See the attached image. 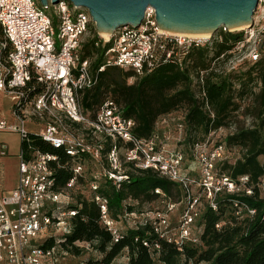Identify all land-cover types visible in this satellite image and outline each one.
Wrapping results in <instances>:
<instances>
[{"label": "built area", "instance_id": "built-area-1", "mask_svg": "<svg viewBox=\"0 0 264 264\" xmlns=\"http://www.w3.org/2000/svg\"><path fill=\"white\" fill-rule=\"evenodd\" d=\"M262 2L258 0V5ZM49 7L51 14L45 11ZM262 20L258 26L253 16L252 27L244 28L242 39L235 45L234 50L244 52L248 61H255L264 53V14ZM92 25L88 11L67 0H58L55 4L48 0L47 8H43L38 0H0V91L11 96L14 120L8 123L6 119H0V131L18 132L20 139L26 140L27 122H41L43 126L38 135L52 146L62 147L76 161L73 176L64 190L82 179L87 180L90 191H95L98 180L103 177L119 187L126 178L122 169L125 163H132L139 169H153L159 176L184 186L198 187L201 194L189 198L176 221L173 215L179 204L166 199L160 189L154 192L164 197L163 205L142 216L147 217L154 232L168 242L176 245L185 241L199 243L198 223L206 206L215 211L220 194L252 193L246 186L247 176L234 181L216 172V164L225 157L224 147L219 143L226 135L222 134L225 130L220 128L211 132L205 141L192 145L189 159L180 149L170 148L169 136L159 132L160 126L173 119L172 114L160 117L155 133L147 138L132 134L133 120L124 117L121 106L111 99L105 100L95 117L90 119L81 109L79 93L93 82L90 60L82 58L81 54L85 35ZM221 29L231 31L223 26ZM98 37L95 44L110 42L104 52L105 64L132 70L134 77L130 78V83L143 74L145 67L153 65L157 51L169 39L177 47L203 45L199 40L185 39L186 34L159 29L150 7L138 26L124 25L107 37L101 34ZM171 57V51L166 52L165 58ZM32 78L41 89L29 98L25 88ZM260 85L264 88V79ZM181 119L182 116L177 117L179 131ZM107 140L110 148L104 153ZM6 152L7 145L2 142L0 155H6ZM17 157V183L0 195V262H55L60 256L55 248L42 249L37 244L50 234L69 232V218L74 211H59L58 205L72 198L67 191L53 189L55 178L50 163L57 160L54 154L36 150L30 159H25L19 150ZM89 163L95 169L87 177L84 165ZM259 186L264 196V176ZM89 199L99 206L101 221L117 240L118 223L108 216L106 198L92 193ZM53 205L56 207L49 209ZM245 209L247 214H254V210ZM65 255L64 252L61 254ZM78 264L85 263L80 261Z\"/></svg>", "mask_w": 264, "mask_h": 264}, {"label": "trees", "instance_id": "trees-1", "mask_svg": "<svg viewBox=\"0 0 264 264\" xmlns=\"http://www.w3.org/2000/svg\"><path fill=\"white\" fill-rule=\"evenodd\" d=\"M98 39L95 33L81 48L82 58L90 60L93 81L79 93L82 111L93 119L102 103L111 99L121 106L124 117L133 120L132 134L138 138L155 133L160 117L179 113L182 116L179 132L185 145L180 150L189 159L192 145L205 141L211 132L234 125V130L219 142L225 157L216 164V172L234 181L247 176L246 186L252 193L217 196L216 210L206 206L198 223L199 243L185 241L176 245L154 232L149 219L142 215L155 208L145 206L163 205L164 197L154 192L160 189L166 199L179 204L173 215L176 221L189 198L201 194L198 187L184 186L159 176L153 169H139L125 163L122 169L126 178L119 187L103 177L95 191H90L87 180L82 179L64 190L73 176L76 161L62 147H54L37 132L28 131L27 139H20L19 150L25 159H30L36 150L56 156L57 160L50 163L55 178L53 189L67 191L72 198L58 205V210L74 211L69 218V232L50 234L38 247H54L59 255L64 252L78 257L83 247L78 243H87L98 256L81 260L85 264H112L121 255L126 264H264V196L259 186L264 176V88L260 85L264 79V53L249 61L251 64L244 70H226L222 66L242 39V32L220 28L207 44H192L188 48L177 47L169 39L157 51L153 65L145 67L143 74L130 83L128 80L134 77V72L106 65L104 52L110 42L95 44ZM168 51L172 57L167 60ZM100 66H104L102 70ZM40 89L41 85L32 78L25 88L26 95L30 98ZM239 117L250 118V124H238ZM109 148L107 140L104 153ZM232 148L240 152L233 162L229 157ZM92 193L106 198L108 216L118 223L117 240L101 221L99 206L89 199ZM246 207L254 210V214H247Z\"/></svg>", "mask_w": 264, "mask_h": 264}, {"label": "water", "instance_id": "water-1", "mask_svg": "<svg viewBox=\"0 0 264 264\" xmlns=\"http://www.w3.org/2000/svg\"><path fill=\"white\" fill-rule=\"evenodd\" d=\"M47 8L48 0H38ZM85 8L98 34L138 26L145 10H154L159 29L174 34L216 33L222 26L232 30L253 25L258 0H67ZM264 1V0H263ZM55 4L58 0H50Z\"/></svg>", "mask_w": 264, "mask_h": 264}, {"label": "rangeland", "instance_id": "rangeland-1", "mask_svg": "<svg viewBox=\"0 0 264 264\" xmlns=\"http://www.w3.org/2000/svg\"><path fill=\"white\" fill-rule=\"evenodd\" d=\"M263 10H264V2L260 3L257 6V8L253 14L256 22H258L257 23L258 26H260L261 23L263 22V20H262V17L264 14ZM45 11L47 13L51 14L52 8L49 7ZM93 28L95 29L94 24L90 27L89 32L85 35L86 40L92 38V36L95 33H97L96 30L94 32ZM244 28H246V27H244ZM244 28H242V29L234 28L230 32H242V34H243ZM186 38L199 40L200 42H202L205 45V44H207V42H209L213 38V34H209V36L205 37V38H197V37H191V36L185 37V39ZM250 64L251 63L246 59L244 52L239 51V50H234L231 54V57L228 59V61L223 64L222 68H224L226 70L240 71V70H244V69L248 68V66ZM128 82H130V79L128 80ZM12 103H13V101L11 100L10 94L8 92H5V91H0V119H6V121L8 123H13V119H12L13 117L11 114ZM173 116H174L173 119H171L167 123V125L162 126V127L160 126L159 132L162 134L164 132L167 136H169V140H167V142H168V146L170 148L185 149V145L183 144V141L180 140V138H182V134L177 129V117H179L180 115H179V113H177V114H173ZM238 119L240 120L238 124L244 123L245 126H248L250 124V121H251L250 118L239 117ZM35 122H38V121L36 120ZM42 122H44V121H42ZM234 128H235L234 125H232L230 128H225L224 129L225 131L222 132V134H228L229 132L233 131ZM2 142L6 143L9 146L8 154L3 155V156L0 155V157L7 159V161H6L7 163L9 162V164L4 167L5 171L9 175L10 170L14 169L13 168V162L16 163L18 160V159L16 160V158H18L17 154L19 152V147H20V135L18 132H15V131H0V144ZM239 156H240V152L237 148H232L230 150L229 157H230L231 162H233ZM74 165H75V163H74ZM94 169H95V166L92 163L85 164L84 165V174L87 177H89V174ZM84 191H87V190L84 189ZM157 207H160V206L156 205L155 203L145 206V208L151 209V210L154 208H157ZM78 244H79V246H83V247H81L82 252L78 256L79 260L89 261V260L96 258L98 256L97 252L90 245L83 243V242H80ZM60 257H65V256H60ZM60 257H59V259H60ZM123 258H124L123 255L118 257V264H123V262H126V259H123ZM189 264H193V263L190 262ZM198 264H204V263L201 262Z\"/></svg>", "mask_w": 264, "mask_h": 264}, {"label": "crops", "instance_id": "crops-1", "mask_svg": "<svg viewBox=\"0 0 264 264\" xmlns=\"http://www.w3.org/2000/svg\"><path fill=\"white\" fill-rule=\"evenodd\" d=\"M42 126L43 125L41 122H35V120L34 121H28L26 124L27 130L28 131H34V132H38L42 128ZM8 150H9V146L7 145L6 155L8 154ZM17 159L18 158H16V160ZM6 161H7L6 158L0 157V195L5 194L8 191H10L12 188L15 187V185L17 183V176H18L17 163H18V160L16 163L13 162V168L14 169L10 170L9 175L4 169V167L9 164V162L7 163ZM123 259H125V257ZM79 261H81V260H79L78 257L71 256V255H65V257H60V259L58 258L57 261H55V262L46 261L43 264H78ZM0 264H6V263L0 262ZM112 264H118V258L115 259L112 262ZM123 264H126V262H123Z\"/></svg>", "mask_w": 264, "mask_h": 264}, {"label": "bare ground", "instance_id": "bare-ground-1", "mask_svg": "<svg viewBox=\"0 0 264 264\" xmlns=\"http://www.w3.org/2000/svg\"><path fill=\"white\" fill-rule=\"evenodd\" d=\"M244 27H246V26H240V27H237V29H242ZM101 35L104 36V37L108 36V34H106V33H101ZM186 35L191 36V37H197V38H205V37L209 36V33H194V34H189L188 33Z\"/></svg>", "mask_w": 264, "mask_h": 264}]
</instances>
